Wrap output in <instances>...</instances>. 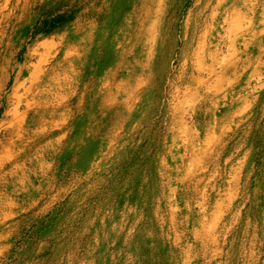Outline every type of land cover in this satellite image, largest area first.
<instances>
[{"label":"rangeland","instance_id":"rangeland-1","mask_svg":"<svg viewBox=\"0 0 264 264\" xmlns=\"http://www.w3.org/2000/svg\"><path fill=\"white\" fill-rule=\"evenodd\" d=\"M40 58L0 264H264V0H0L1 94Z\"/></svg>","mask_w":264,"mask_h":264},{"label":"bare ground","instance_id":"bare-ground-1","mask_svg":"<svg viewBox=\"0 0 264 264\" xmlns=\"http://www.w3.org/2000/svg\"><path fill=\"white\" fill-rule=\"evenodd\" d=\"M160 1V0H159ZM141 2V1H140ZM152 2V0H151ZM149 3V2H148ZM147 3V4H148ZM150 4V3H149ZM137 5V4H136ZM151 5V4H150ZM142 6V5H141ZM138 7V6H137ZM136 7V8H137ZM160 9V8H159ZM162 9V8H161ZM134 11V10H133ZM137 11V10H136ZM135 11V12H136ZM143 11V10H140ZM119 12V11H118ZM235 12V11H234ZM145 13V12H144ZM239 14V13H238ZM133 15V14H132ZM145 15H147L145 13ZM156 15V14H155ZM116 16V14H115ZM138 16V15H137ZM136 16V17H137ZM230 16V15H229ZM119 17V16H118ZM132 17V16H131ZM139 17V16H138ZM198 17V16H197ZM120 18V17H119ZM118 18V19H119ZM114 19H117V17ZM198 19V18H197ZM242 19V18H241ZM240 19V20H241ZM135 20V19H134ZM146 20V19H145ZM158 20V19H156ZM117 21V20H116ZM140 21V20H139ZM148 21V20H147ZM230 21V20H229ZM114 22V21H113ZM212 22V21H211ZM238 22V18L237 17H233V15L231 16V21H230V25H236V23ZM136 23V22H135ZM243 23V22H242ZM240 24V23H239ZM141 26V24H140ZM143 27V26H142ZM151 27V26H150ZM240 28V27H239ZM242 28V26H241ZM227 29V28H226ZM159 30V29H158ZM238 30V29H237ZM224 31V30H223ZM227 31V30H226ZM127 32V30H126ZM239 32V31H238ZM241 33V32H240ZM145 34V33H144ZM194 34V33H193ZM157 35V34H156ZM90 36V35H89ZM165 37V36H164ZM156 38V37H155ZM199 38V37H198ZM192 39V38H191ZM194 40V39H193ZM202 41V38H201ZM2 42V41H1ZM147 42V41H146ZM3 43V42H2ZM43 43V42H42ZM164 43V42H163ZM162 43V44H163ZM188 43V42H187ZM194 43V42H193ZM211 43V42H210ZM144 44V43H143ZM147 44V43H146ZM145 45V44H144ZM165 45V44H164ZM190 45V44H189ZM142 46V45H141ZM171 46V45H170ZM200 46V45H199ZM198 46V48H199ZM41 47V46H40ZM44 47V46H42ZM82 47V46H81ZM138 47V46H137ZM145 47V46H144ZM160 47V46H159ZM191 47V46H190ZM230 47V46H229ZM228 47V48H229ZM21 48V47H20ZM47 48V47H46ZM186 48V46H185ZM188 48V47H187ZM194 48V47H193ZM72 49V48H71ZM131 49V48H130ZM133 49V48H132ZM131 49V50H132ZM183 49V48H182ZM197 49V48H196ZM204 49V48H203ZM231 49V47H230ZM233 49V48H232ZM51 50V49H50ZM74 51V50H72ZM160 51V50H159ZM184 51V50H183ZM195 51V49L193 50V52ZM127 52V51H126ZM146 52V51H145ZM162 52V51H161ZM230 52V51H229ZM15 53V52H14ZM33 53V52H32ZM151 53V52H150ZM153 53V52H152ZM199 53V52H198ZM43 54V53H42ZM73 54V52H72ZM76 54V53H75ZM74 54V55H75ZM126 54V53H125ZM124 54V57H125ZM197 54V53H196ZM200 54V53H199ZM18 55V54H17ZM16 55V57H17ZM131 55V54H130ZM185 55V54H184ZM210 55H214V53H211ZM230 55V53H229ZM234 55V54H233ZM15 56V55H14ZM31 56V55H30ZM28 56V57H30ZM76 56V55H75ZM146 56V55H145ZM153 56V55H152ZM162 56V55H161ZM193 56V54H192ZM195 56V54H194ZM199 56V55H198ZM13 57V56H12ZM38 57V56H37ZM49 57V56H48ZM78 57V56H77ZM129 57V56H128ZM205 57V56H204ZM160 58V57H159ZM194 58V57H193ZM226 58V57H225ZM12 59V58H11ZM64 59V58H63ZM67 59V58H66ZM191 59V58H190ZM37 65L38 66L36 68L35 66V70L34 73H32L27 79L26 81L29 82L27 87H23L22 88V92L18 93V89L15 85V87L11 90V94L8 96H3L1 94V89L6 87L7 82L10 81V75L7 73V75H5L6 72H4V69L2 68V65H0V71L2 76H4V81H2V84H0V165L3 164L4 160L6 159V154L7 151L9 150V148L15 146L17 147V153L16 156H21L22 154H24L23 152H25L26 148L30 145L33 144V142H35V138L36 136L40 135L41 133H45L46 130H41V131H37L35 130L31 135L26 132L23 135V130L22 129H26L28 126H30L31 124H36V120H37V125H40L41 122L39 121L40 118L43 117H49L50 113L54 111V107L52 105L53 108H47L48 105L47 100L49 97H47L48 95V91L46 88V83H44L41 79L39 80V77L41 76L40 73L42 71H40L39 67L41 65V63L43 62L42 58L37 59ZM45 60V59H44ZM78 60V59H77ZM156 60V59H155ZM200 60V58L198 57V61ZM12 61V60H11ZM115 61V60H114ZM113 61V62H114ZM202 61V60H201ZM204 61V59H203ZM195 62V61H194ZM227 62V61H225ZM1 63V62H0ZM137 63V62H135ZM193 63V61H192ZM8 64V63H7ZM18 64V63H17ZM27 64V63H26ZM58 64V63H57ZM67 64V63H66ZM198 64V63H197ZM15 65V64H14ZM29 65V64H28ZM35 65V64H34ZM76 65V64H75ZM74 65V66H75ZM120 65V64H119ZM193 65V64H192ZM31 66L33 67V65L31 64ZM135 66V65H134ZM206 66V65H205ZM213 66V65H212ZM211 66V67H212ZM18 67V66H17ZM31 67V69H32ZM71 67V66H70ZM7 68V67H6ZM50 68V67H49ZM52 68V67H51ZM118 68V67H117ZM209 68V66H208ZM58 69V68H57ZM19 70V69H18ZM55 70V68H54ZM73 71V70H70ZM165 72V71H164ZM163 72V73H164ZM196 72V71H195ZM61 73V72H60ZM202 73V72H201ZM213 73V72H212ZM0 74V75H1ZM12 74V73H11ZM75 74V73H74ZM161 74V73H160ZM45 75V74H44ZM58 75V74H57ZM109 75V74H108ZM107 75V76H108ZM114 75V73L112 74ZM117 75V74H116ZM152 75V74H151ZM162 75V74H161ZM48 76V75H47ZM55 76V75H54ZM62 76V75H61ZM145 76V75H144ZM67 78V77H66ZM14 80V82H17L18 79V74H16V72L14 73V76L12 78ZM140 79V78H139ZM143 79V78H142ZM207 79V78H206ZM58 80V79H57ZM56 80V81H57ZM68 80V79H67ZM131 80V79H130ZM51 81V80H50ZM53 81V80H52ZM76 81V80H75ZM109 81V80H108ZM133 81V80H132ZM203 81V80H202ZM63 82V80H62ZM139 82V81H138ZM201 82V81H200ZM54 83V82H52ZM58 83V82H56ZM113 83V82H112ZM199 83V82H198ZM49 84V83H48ZM62 84V83H61ZM104 84V83H103ZM102 84V85H103ZM125 84V83H124ZM112 85V84H111ZM118 85V84H117ZM199 85V84H198ZM201 85V84H200ZM110 86V85H109ZM108 86V87H109ZM113 86V85H112ZM54 87V85H53ZM46 88V89H45ZM87 88V87H86ZM99 88V87H98ZM123 88V87H122ZM136 88V87H134ZM100 89V88H99ZM108 89V88H106ZM130 89V88H127ZM114 90V89H113ZM48 91V92H47ZM132 91V90H131ZM65 93V92H64ZM101 93V91H100ZM110 93V92H109ZM116 93V92H115ZM125 93V92H124ZM134 93V92H133ZM132 93V94H133ZM51 94V93H50ZM55 94V93H54ZM112 94V93H111ZM129 94V93H128ZM138 94V93H137ZM53 96V95H52ZM114 96V95H113ZM122 96V95H121ZM130 96V95H129ZM185 96V95H184ZM117 97V96H116ZM121 98V97H120ZM119 98V99H120ZM123 98V97H122ZM127 98V97H126ZM185 98V97H184ZM105 99V98H104ZM53 100V99H52ZM59 100V99H58ZM112 100V99H111ZM125 100V99H124ZM128 100V99H127ZM61 101V100H60ZM109 101V100H108ZM114 101V100H113ZM112 101V102H113ZM130 101V100H129ZM133 101V100H132ZM104 102V101H103ZM51 103V102H50ZM53 103V102H52ZM51 103V104H52ZM109 104V103H108ZM122 105V103H121ZM56 106V105H55ZM102 106V105H101ZM51 107V106H50ZM61 107V106H60ZM129 107V106H128ZM59 108V107H58ZM107 108V106H106ZM117 108V107H116ZM129 110V109H128ZM107 111V110H106ZM126 111V110H125ZM117 112V111H116ZM100 114V113H99ZM62 115V114H61ZM52 116V115H51ZM43 120V119H42ZM53 121V120H52ZM51 121V122H52ZM54 122V121H53ZM44 124V120L42 122ZM38 128V127H37ZM46 129V128H45ZM22 130V132H21ZM29 134V135H28ZM48 136V135H47ZM62 139V138H61ZM57 141V140H56ZM48 143V142H47ZM46 143V144H47ZM53 144V143H52ZM38 146V145H37ZM42 146V145H41ZM35 147V146H34ZM32 149V148H31ZM67 149V148H66ZM29 150V149H28ZM36 150V149H35ZM28 152V151H27ZM5 154V155H4ZM8 154V153H7ZM45 154V153H44ZM28 155V154H27ZM19 159V158H18ZM10 160V159H9ZM14 162V161H13ZM32 162V161H31ZM5 165V164H4ZM11 165V163L9 164ZM40 165V164H39ZM22 167V166H21ZM20 167V168H21ZM4 168V167H2ZM2 171V170H1ZM19 171V170H18ZM13 173V172H12ZM12 173L10 172H5L3 174H5L6 176H10ZM23 174V173H22ZM26 175V174H25ZM5 176V177H6ZM21 177V176H20ZM22 178V177H21ZM15 180V179H14ZM11 181V180H9ZM16 182V181H15ZM20 182V181H19ZM7 184V183H5ZM9 184V183H8ZM30 184V183H29ZM11 186V185H9ZM20 186V185H19ZM15 188V187H14ZM16 190H18V188L16 187ZM35 187L33 185H29L28 188H26L25 190V194H24V198L27 197V199H32L35 196ZM31 202V201H30ZM9 204V202H7ZM12 203V202H11ZM15 203V202H14ZM3 204V203H2ZM13 204V203H12ZM2 208V206H1ZM4 214V213H3Z\"/></svg>","mask_w":264,"mask_h":264}]
</instances>
